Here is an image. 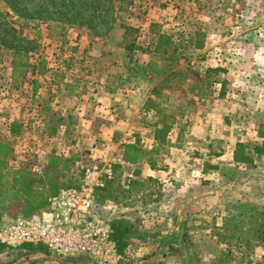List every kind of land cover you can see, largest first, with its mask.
<instances>
[{"label": "rangeland", "instance_id": "374dc122", "mask_svg": "<svg viewBox=\"0 0 264 264\" xmlns=\"http://www.w3.org/2000/svg\"><path fill=\"white\" fill-rule=\"evenodd\" d=\"M128 2L130 5L125 11ZM137 2L0 0V105L2 100L12 99L19 88H32V80L38 83L39 88L56 90L54 94L49 93L55 99L51 105L49 95L45 94L34 102L32 95L27 93L23 95L24 102L22 99L20 103H3L5 105L0 109L3 118L6 116V120H15L21 126L19 134L14 136L9 132L12 138L6 141L5 126L0 125V139L10 148V165L29 170L28 162H33L43 148L48 149L49 144L58 152L64 150L68 154L66 157L52 156L68 158L77 145L72 139L76 129L99 127L100 122L94 123L86 115L78 122L73 110L65 118L59 116L64 105L59 108L58 89L65 88L66 84L75 85L79 97L83 93H91L93 88L113 90L155 86L146 105L149 108L142 112V117L148 119L143 118V125L152 133L151 124L156 120L152 106L163 110L164 114L175 113V122L179 119L184 122L191 113V127L198 110L204 112L206 109V115L211 113L207 107L217 98L215 89L210 88V82L215 77L209 74V78H204V65L200 63L203 56L193 52L195 50L191 47V25H195L191 22V9L183 8L186 3L180 7L178 0L163 1V5L170 3L178 12H167L158 22L152 23L148 38L143 40L141 31L131 26L143 15L142 11H135L136 6H141ZM224 5L228 12L222 21V37L219 31L216 32V36H211L209 46L213 52L223 56L220 57L222 66L229 68L227 70L233 67L239 76L230 80L229 84L235 91L229 94V105H225L224 110L218 106L212 115L226 118L225 129L220 132L232 144L246 134L251 135L253 130L261 132L264 138V11L258 12V17L256 11H251L253 7L262 9L264 0H224ZM120 6L124 10H119ZM150 20L153 18L144 19L142 24ZM201 22L196 25L198 30L194 31L199 42L205 37L204 32L210 29L209 22ZM123 26L133 28L135 33H128ZM61 33L64 34L62 39ZM158 37L161 45L156 53L154 46ZM165 40L169 43L163 44ZM133 45L131 51L125 50V47ZM27 48L30 50L25 58L28 63L37 68L36 65L42 61L45 68L39 71V67L32 74L28 72L22 85L13 87L12 74L9 78L8 72L14 51ZM145 56L159 61L160 75L150 76L153 74V63H147ZM246 56L250 59L239 61ZM162 72L164 76L159 84ZM165 78L168 80L164 81ZM79 103L82 104L81 101ZM101 115L107 113L100 111L91 118L100 119ZM182 121H178L180 125L174 124L178 127L176 133L181 134L177 145L184 141L187 132L188 120L186 123ZM60 126H67L69 133H63ZM52 128L56 131L53 132ZM56 135L59 140L54 138ZM138 145L143 148L139 142ZM93 147L95 154L91 153L92 150L82 151V165L92 164L104 155L120 156L115 147L102 139L96 141ZM163 150L161 156L156 157L160 164V159L167 157L169 148ZM196 159L203 160V157ZM186 160L185 157L180 159L178 163L183 165L182 169L179 173L173 170L166 177L167 183L149 180L143 184L135 180L138 184H131L124 190L118 187L126 186L127 181L114 182L116 200L133 202L134 211L129 216L136 220L142 215L147 224L146 230L141 232L146 236L140 240L145 245H128L124 252L126 258L121 264H264V239L257 240L260 234H264V228L259 226L264 216L256 217L258 213H264V166L256 163L257 166L240 169L227 167L225 174L213 178V186H209L205 185L209 181H203L198 174L188 173ZM210 160L216 162L214 158ZM191 167L198 172L199 165L191 164ZM191 183L200 184V187H191V192H188ZM204 198L208 200L201 204ZM3 214L6 215L4 220L20 216L19 206L14 205ZM219 234L233 238L230 243L222 244L218 241ZM36 252L49 256L41 248H37ZM33 255L3 247L0 264H23L34 260ZM76 264L94 263L80 259Z\"/></svg>", "mask_w": 264, "mask_h": 264}, {"label": "crops", "instance_id": "0c3cea01", "mask_svg": "<svg viewBox=\"0 0 264 264\" xmlns=\"http://www.w3.org/2000/svg\"><path fill=\"white\" fill-rule=\"evenodd\" d=\"M163 1L161 2L159 0H138L137 3L141 6H136L135 11H142L141 14L143 15H140V18H138L139 20L136 21V24H131V26L141 31V34H143V40L148 38V34H150L149 27L152 23L158 22L160 17L163 18V16L167 12H171L173 14H176V12H178L177 9L173 10L172 6H170V3L166 4V6L163 5ZM178 1L180 2V5L178 4L180 7L181 5L186 3L184 4L185 6L183 8L189 7L191 9V22L195 23V25H191V31L193 30V33H191V47L195 50L193 52L201 53L203 56L200 63H203L204 65V69L202 70L204 78L205 76H208L207 78H209V74H212V77H215V79L210 82V88L215 89L213 91H215V97L217 98L212 101L209 107H207V109H209L208 111H211V113H208L210 115H206V113H204L206 109L204 112H200L198 110V114L193 116L194 120L192 121V127L191 113H189L188 117L186 116L187 118H185L184 122L182 121V119L178 120L179 122L182 121V123H186V119L188 120V127H186L187 132L185 134L184 141L179 145L176 144V141L179 139V135L181 134L180 132H178V134L176 133L178 127L175 125L180 124L178 123V121L175 122V125L171 131L172 134L169 135L171 145L169 147L168 155L164 160L162 158L160 159V161H162L161 164L160 162H157L156 169H151L146 161H142L138 165L126 164L122 167L115 166V169L118 168V174L116 173L118 183L123 180L128 182L126 186L118 187L120 189H127V187L130 186L131 183L135 180H138L143 184H146V182L149 180H152L154 182H161L163 180V182L167 183L168 178L166 179V177L169 176L173 172V170H176L177 173H179V170L182 169L183 165L178 162H180V159H183L184 157L187 158L186 161H188L185 164L188 173L190 175L191 173L198 174V177L200 179H203V181H209V183H205V185L213 186V184H211L212 179L216 176L225 174L227 167L235 166L239 169L250 167V165H237L233 162V151L237 143H241L245 146L246 154L254 161L253 165H251L252 167L257 166L258 164L256 163H259L264 166L263 157H259L255 154L256 147H264V138L261 132L259 133V131L253 130V133L251 135L246 134L245 136H242L236 141H234L232 144H229L230 140L228 139V137L225 136L224 133L220 132V130L224 131L225 129L224 126H226V118L215 117L214 115H212L217 110L218 106L221 108V110H224L225 105H229V94L235 91L232 85L229 84L230 80L235 79L239 76V73L236 72L233 67L230 70H227L229 68H225L224 66H222L221 59L223 58V56L221 54L218 55L213 52L211 46H209V40L212 35L216 36V32L219 31L221 33L220 37H222V21L226 17V15L224 14L228 12L227 6L224 5V0H188V2L187 0ZM262 7V9H256L255 7H253L251 11L253 13L256 11L255 14L257 16L258 12L264 11V5H262ZM137 14L140 13L137 12ZM144 14L146 15L144 16ZM151 18H153V20H150L149 23H145V25H143L144 23L142 24L144 19L149 20ZM201 21L209 22L210 29L208 32H204L205 34L203 35V37H205L201 42H199L196 38L198 34L194 33V31L198 30L199 27H197L196 25L202 23ZM192 37H194V40L192 39ZM144 59H147V63H153V74L150 76L154 78L160 73V65L157 64L159 61L154 58H147L146 56L144 57ZM248 59L250 58H247L246 56L240 58L239 61H246ZM11 74L12 70L10 68L8 72L9 78L11 77ZM163 76L164 74L162 72L161 79L158 81L159 84L163 80ZM69 85L70 84H66L64 85L65 88L61 87L58 89V98L60 100L58 102L59 108L61 107V104L64 105L63 113L61 112L59 116L61 118H65L67 113L71 114V111L73 110L72 112L75 117V120L77 119L78 122H81L84 115L90 117L89 120H92L94 123L100 122L98 128L82 127L77 128L76 131L73 133L72 139L76 141L77 145L75 147V152H73L71 156H75L77 158L75 164V168L77 169V171L79 164H82L80 163L82 161V151L92 150L91 153L95 154V151L92 148H94V143L101 139L104 140L107 144H111L113 147H115V151L120 153L119 158L121 160V151L123 145L125 144H135L136 142H139V144L142 145L143 148H146L148 150H151L153 148L154 135L152 131H150L146 127V125H143V122H145L143 118H145V120L148 119H146V117H142V112L146 109V105L150 102V93L153 90V87L155 86H145L141 89L125 88L113 90L105 89L102 87L101 89L93 88L91 89V93H83L81 97H79V95H77V87L75 85ZM67 88H69V91L66 90ZM19 89L20 90H18L14 95H12V99L8 98V101L2 100L0 109L2 106L5 105L3 103H7V105H9L10 102L20 103L25 93L31 94L32 101L34 102H36V99H41L42 96L45 94H47V96L49 95V101L51 102L50 105L52 104L53 100H55L53 99V97H51L49 93L51 92L54 94L56 90L50 91L47 90V88L45 87H41L38 88L37 92L33 96L31 86H23ZM24 101L26 100L23 99V102ZM80 101L82 104L79 103ZM67 104L69 106L68 108ZM214 106L216 107L213 108ZM257 107L261 110L260 105ZM100 111L101 113H107V115L100 116V119L102 120L97 118H91L93 115H97ZM3 116L4 115L0 114V119L3 118ZM6 119L7 117L5 116V119H2L0 125L5 126V140L10 141L12 137L9 135L8 128L11 123L15 122V120ZM3 120L6 121L3 122ZM60 129H62L63 133H69V128H67V126L65 128H62V126H60ZM54 138H57V140L60 139L58 135H56V137ZM54 138L51 137V140H55ZM135 138L137 139V141L135 140ZM52 155H62L66 157L68 154L64 150L58 152V150H55V148L51 147V144H49L47 150L43 148L40 154L35 156V160L33 162H28V164H31L28 165V167H30L29 170H37V174H40L46 169L47 163ZM197 157H203V160L198 161L196 159ZM213 158L216 162H211L212 160L210 159ZM191 164L193 166L199 165L198 172L196 170H193ZM20 165L23 166V164ZM161 167H163V169ZM135 172H138L137 176H135ZM119 173H121V175ZM79 180L80 177L78 179V182ZM189 185V188H187L188 192H191L192 188L200 187V184L197 183H191ZM207 200V198L202 199L203 202H201V204H203ZM113 203L114 208L106 214L110 221L119 218H125L127 220H130L140 232L146 230V218H143V216L141 215L140 218L132 220V218L129 216L130 212L134 211L132 207V205H134L133 202L132 204L131 202L121 201H116ZM173 220L174 218L171 216V221ZM143 245L145 244L137 239H132L129 241L130 247ZM17 251L23 252L25 254H34V260L30 259V261H26L23 264H76V261H78L65 260L64 262H60L52 259L50 256L44 257L43 254L40 252H29L25 248L17 249Z\"/></svg>", "mask_w": 264, "mask_h": 264}, {"label": "trees", "instance_id": "16d2710c", "mask_svg": "<svg viewBox=\"0 0 264 264\" xmlns=\"http://www.w3.org/2000/svg\"><path fill=\"white\" fill-rule=\"evenodd\" d=\"M122 1H119L121 3ZM130 2L127 3V6ZM121 7V6H120ZM119 10H124L120 8ZM128 33H135V30L128 26H123ZM63 33L60 34L62 39ZM154 46V52H158V47L161 45L160 37L156 38ZM169 41L165 40L163 44H168ZM133 46L125 47L127 52L131 51ZM27 48L25 50L14 51V56L11 61L12 68V85L13 87H19L26 80L27 73L31 74L37 68H41L42 71L45 68L44 62H39L37 68L28 63L25 59L28 57ZM180 77V76H178ZM168 80V78H167ZM166 78L164 81H167ZM32 94L37 92L39 85L35 80L31 81ZM153 107V113L156 120L151 124L154 133V146L151 150H145L135 144L123 145L121 158L122 161L130 165H138L142 161H146L151 169L157 168V156H161V150L170 147L171 143L169 135L174 127L176 114L171 115L164 114V111L158 107ZM149 106L146 108L148 110ZM151 108V107H150ZM20 125L16 122L12 123L9 127L11 135L17 136L20 132ZM52 131L56 130L52 128ZM164 151V150H163ZM255 154L262 156L264 159V147H256ZM10 148L9 145L0 139V224L4 221V211H8L12 206L18 205L20 215L23 217H31L33 214L45 209L48 205V199L55 196L60 189L73 187L77 185L81 173L75 168V162L77 158L70 156L68 158L61 157H50L46 169L40 174L34 173L26 168H17L9 164ZM264 161V160H263ZM233 162L237 165H253L254 161L245 152V146L241 143H237L233 151ZM118 172V168L115 169ZM77 174V176H76ZM118 174V173H117ZM116 174V176H117ZM121 175V173H119ZM135 176L138 172L134 173ZM117 180V179H116ZM115 180V181H116ZM114 181V182H115ZM114 182L108 183L104 189L99 192V203L103 205L106 201L116 202L114 195ZM132 185L138 184L136 181L131 183ZM264 216V213H258L256 217ZM259 226L264 228V221L259 223ZM111 237L117 246L119 253L124 254L126 251L129 241L132 239L143 240L145 234L141 233L130 220L125 218H119L111 221ZM230 237L223 234H219V242L222 244L230 243ZM264 239V234H260L257 240ZM3 246H0L2 249ZM29 252H35L36 247L24 246Z\"/></svg>", "mask_w": 264, "mask_h": 264}, {"label": "built area", "instance_id": "2783aa9c", "mask_svg": "<svg viewBox=\"0 0 264 264\" xmlns=\"http://www.w3.org/2000/svg\"><path fill=\"white\" fill-rule=\"evenodd\" d=\"M118 156H101L80 165L76 186L63 188L48 199L45 209L31 217L17 216L0 224V246L12 250L33 246L52 259L64 262L88 260L94 264H121V254L111 237L107 212L112 201L99 203V192L117 179L115 166H125Z\"/></svg>", "mask_w": 264, "mask_h": 264}]
</instances>
